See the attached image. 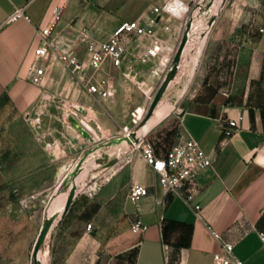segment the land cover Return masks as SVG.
<instances>
[{"label":"crops","instance_id":"0c3cea01","mask_svg":"<svg viewBox=\"0 0 264 264\" xmlns=\"http://www.w3.org/2000/svg\"><path fill=\"white\" fill-rule=\"evenodd\" d=\"M16 8H23L28 19L7 22ZM190 15L193 19L184 23ZM151 19L153 35L121 33L119 40L126 49L121 64L115 67L105 57L95 71V80L103 79L113 88L108 97L90 94L54 56L43 59L34 54L40 43L37 31L52 21L54 36H73L87 28L98 45L122 22L135 20L147 27ZM188 40L234 41L228 79L220 72L204 82L174 114L162 118L165 110L159 107L141 129L146 134L135 135L146 139L150 135L159 157L179 138L191 137L210 164L176 193L164 192L139 150L131 151L128 188L140 183L147 194L136 206L127 198V189L117 209L105 206L115 197L119 175L109 180L112 185L107 194L102 193L104 200L85 199L73 208L76 199H72L61 213L48 264H213V254L225 242L233 245L243 264H264V242L259 237L264 233V0L229 4L224 0H0V110L25 118L47 94L55 100L87 103L92 98L117 104L125 73L137 82L162 69L172 70L176 53L180 52L181 61L188 54ZM147 48H154L156 54L142 61ZM77 51L87 65L84 47ZM38 65L43 66L42 81L32 84L29 74ZM91 73L93 69L87 67L86 76ZM77 88L82 95L74 96ZM146 95L150 97L147 91ZM239 116L238 130L226 136L227 120ZM114 119L122 128L123 119ZM21 148L29 150V145ZM36 162L37 168L45 167L39 156ZM30 178L42 182L43 174L37 171ZM12 179L0 152V264H26L36 227L33 211L11 189ZM188 194L191 198L186 201ZM136 219L148 226L145 232L130 230ZM40 262L45 264L46 258L40 257Z\"/></svg>","mask_w":264,"mask_h":264},{"label":"rangeland","instance_id":"374dc122","mask_svg":"<svg viewBox=\"0 0 264 264\" xmlns=\"http://www.w3.org/2000/svg\"><path fill=\"white\" fill-rule=\"evenodd\" d=\"M185 43L189 46L188 54L182 61L179 58L173 62L174 70L162 69L137 82L130 79V73H125L117 104L92 98L87 103L55 100L47 94L44 102L25 118L19 119L9 110H0L2 161L5 170L13 172L11 189L21 203L33 211L36 227L26 264H41L40 257H45L48 264L61 213L70 200L77 201L73 208L82 206L85 199L104 200L101 195L107 194L106 190L112 185L109 180L120 175L115 197L104 202L114 210L118 208L120 195L128 189L126 165L132 149L126 134L128 131L132 135L146 134L141 129L149 118L144 120V117L157 92L163 90L152 113L163 107V118L174 114L182 101L220 72L228 79L234 41L188 40ZM73 94L82 95V89L77 88ZM116 116L123 119L122 128L116 125ZM80 138L84 145L80 144ZM147 138L151 140L150 135ZM24 144L29 145V150H22ZM38 156L41 165H45L42 169L35 166ZM56 163L60 169L53 166ZM37 171L43 174L42 182L31 181L30 176ZM90 186L97 189L92 194Z\"/></svg>","mask_w":264,"mask_h":264},{"label":"built area","instance_id":"2783aa9c","mask_svg":"<svg viewBox=\"0 0 264 264\" xmlns=\"http://www.w3.org/2000/svg\"><path fill=\"white\" fill-rule=\"evenodd\" d=\"M239 0H224L225 3H233ZM19 18L28 19L24 14L23 8H16L6 21H15ZM193 15L186 16L184 23L191 21ZM55 20V19H54ZM155 20H150L149 26L139 25L137 21L122 22L113 32L112 36L105 42L96 45L94 38L87 28H80L75 35L56 37L53 35L55 21H52L46 27L37 31L40 37V43L35 48L34 54L37 57L46 59L49 56L57 58L70 75L79 81L86 90L93 95L99 97H108L112 94L113 88L106 83L105 80H95V71L100 67L105 57H109L113 66L118 67L126 53L124 45L119 40V35L123 32H133L136 36L153 35L152 26ZM83 46L88 59L86 65L78 55L77 48ZM156 50L147 48L142 55V61H146L148 57L154 56ZM93 69V73L86 76V68ZM44 70L42 65H38L35 69H31L29 74V82L32 84H40L42 81ZM242 116L237 119H228V129L224 130L226 136H230L238 130L239 121ZM131 132H127V137L131 141V149L139 150L143 161L150 167L153 174L157 177V184L164 192L176 193L183 185L194 179L198 171L210 164V160L206 153L201 149L197 141L191 137L179 138L166 151L163 157L155 154L152 143L146 139L144 135L131 136ZM147 194V187L140 183H132L127 191V198L136 206L138 201ZM191 195L188 194L185 200H189ZM198 206L195 207L196 215H198ZM91 224L86 225L89 230ZM148 226L141 223L138 219L131 223L130 230L133 233L140 234L147 230ZM214 239H219V235L210 230ZM260 239L264 242V233H259ZM213 264H243L242 261L233 253V245L231 243H221L220 251L212 256Z\"/></svg>","mask_w":264,"mask_h":264},{"label":"water","instance_id":"95a60500","mask_svg":"<svg viewBox=\"0 0 264 264\" xmlns=\"http://www.w3.org/2000/svg\"><path fill=\"white\" fill-rule=\"evenodd\" d=\"M179 56H180V52L178 51L177 53H176V55L174 56V62L176 63L177 61H178V59H179ZM172 70H174V69H172ZM160 92V91H159ZM158 93V92H157ZM156 101H153L152 103H151V105L149 106V108H148V110H147V112H146V115H145V117H144V120H147L149 117H150V115L152 114V111H153V108H154V106L156 105ZM131 136L133 137L134 135H132L131 134ZM71 201V200H70ZM70 201H69V203H70Z\"/></svg>","mask_w":264,"mask_h":264},{"label":"bare ground","instance_id":"6f19581e","mask_svg":"<svg viewBox=\"0 0 264 264\" xmlns=\"http://www.w3.org/2000/svg\"><path fill=\"white\" fill-rule=\"evenodd\" d=\"M162 92H163V90L160 91V92H158V93L155 95L153 101H156V102L158 103V101H159L160 98H161ZM153 101H152V102H153ZM107 180H108V179H105V181H107ZM88 189H89V191L91 192V194H92L94 191L97 190V189L94 188L93 186H90ZM49 228H51V227H49Z\"/></svg>","mask_w":264,"mask_h":264}]
</instances>
